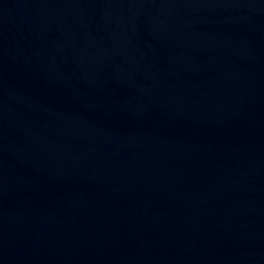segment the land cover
Masks as SVG:
<instances>
[{
	"label": "water",
	"instance_id": "95a60500",
	"mask_svg": "<svg viewBox=\"0 0 264 264\" xmlns=\"http://www.w3.org/2000/svg\"><path fill=\"white\" fill-rule=\"evenodd\" d=\"M0 264H264V0H0Z\"/></svg>",
	"mask_w": 264,
	"mask_h": 264
}]
</instances>
